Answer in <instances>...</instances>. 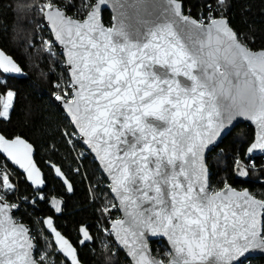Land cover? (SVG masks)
Masks as SVG:
<instances>
[{
  "label": "snow or ice",
  "instance_id": "1",
  "mask_svg": "<svg viewBox=\"0 0 264 264\" xmlns=\"http://www.w3.org/2000/svg\"><path fill=\"white\" fill-rule=\"evenodd\" d=\"M110 2H86L83 21L67 17L52 0L44 8L56 39L64 43L66 33L72 45L68 63L75 92L66 107L87 142L102 153L112 176V191L127 216L117 219L114 228L133 264H238L252 250L264 252V230L257 219L264 200L227 183L219 190L209 187L203 163L205 149L237 117L258 126L246 158L254 150L264 151V50L242 43L222 14L212 15L211 5L205 24L184 15L180 0H167L154 21L138 20L143 31L137 28L133 38L123 21L119 26L102 24L101 8ZM216 3L223 6L225 0ZM189 26L197 30L196 39ZM20 73L13 57L0 50V118H10L17 95L8 87L11 76L2 74ZM32 151L20 136L0 134V153L23 169L32 184L43 186ZM233 163L240 177L255 167L251 159ZM0 182L13 190L7 174L0 173ZM65 183L71 191L72 185ZM51 202L61 211L60 201L53 197ZM44 223L70 264H79L76 248L53 220ZM79 231V243L92 239L86 227ZM28 233L9 215L0 195V264H45V255L33 256ZM157 235L170 244L167 260L149 255L147 239Z\"/></svg>",
  "mask_w": 264,
  "mask_h": 264
},
{
  "label": "trees",
  "instance_id": "2",
  "mask_svg": "<svg viewBox=\"0 0 264 264\" xmlns=\"http://www.w3.org/2000/svg\"><path fill=\"white\" fill-rule=\"evenodd\" d=\"M181 1L185 13L197 20L203 19V22L208 21L207 6L211 5L212 15L227 17L242 43L253 50L264 49V0H225L223 6L218 5L216 0ZM48 2L0 0V50L12 56L22 69L20 74H2L11 76L8 87L17 95L10 118H0V134L7 138L21 136L28 140L35 149L34 158L45 179L42 189L45 198L37 201L31 211L22 213L19 221L30 226L35 257L39 259L40 255H45V264H62V260L64 264H69L56 251L51 236L44 228L43 219L46 216L53 218L55 227L76 247L82 264H130L114 242L112 234L106 232L110 229V222L119 217L106 176L91 157L82 161V168L75 169L78 164L64 136L65 131L74 128L54 98L55 93L62 91L55 83L63 81L67 84L70 78L63 55H50L43 48L44 37H52L48 28L41 26L44 18L40 8H44ZM52 2L63 7L69 15L83 19L88 11L85 3L92 0ZM111 19V13L104 10V23L109 25ZM253 139V128L239 124L207 154L211 188L219 190L227 183L239 189L248 188L252 194L264 200V167L248 170L246 179L237 177L234 171V160L244 158L246 148ZM3 160L0 154V161ZM53 165L72 185L71 191L67 190L65 181L56 173ZM9 166L17 176L20 192L31 195L34 190L23 174ZM53 197L61 202L59 212L55 211L51 202ZM105 208L108 211H104ZM34 219L38 220L39 229H35ZM81 227H86L92 236L83 244L79 243L82 239ZM151 247L156 257L168 259L166 253L170 250L164 240L151 241ZM241 264H264V257L249 258Z\"/></svg>",
  "mask_w": 264,
  "mask_h": 264
},
{
  "label": "water",
  "instance_id": "3",
  "mask_svg": "<svg viewBox=\"0 0 264 264\" xmlns=\"http://www.w3.org/2000/svg\"><path fill=\"white\" fill-rule=\"evenodd\" d=\"M180 2L182 3V1L180 0ZM167 3V0H111L110 4L107 6V7H102L101 8V12H100V19H101V22L102 24L105 26V27H111L113 24H116L117 26L120 25V22L123 21L127 30L129 31V33L133 36V38H135V34H136V29L137 28H140L141 31H143V26L138 24V20H156L160 14H161V11H162V7ZM55 4V3H54ZM123 4L124 7H120V5ZM60 9H62L65 13V15L67 17H70L72 18L73 20H80V21H83L85 19V17L83 19H78V18H75L71 15H69L67 13V11L59 6L58 4H56ZM130 5H135V6H130ZM182 6H183V3H182ZM104 10H108L110 13H111V16H112V19H111V25L110 26H107L104 21H103V11ZM182 11H183V8H182ZM47 12H48V9L45 8L44 11H43V18H44V22L46 23V26L48 28V30L50 31L53 39L56 41V44L61 48L62 50V55L64 57V60H65V66H66V69H67V72H68V75H69V78H70V81L72 83V65H69L68 63V51L69 49L72 47L71 44L68 43V36L66 33H64V43H60V41H58L56 39V29L53 28V25H52V22L49 21L47 19ZM123 13V15H122ZM183 14L184 15H188L190 16L192 19H196L195 17L185 13L183 11ZM113 17H115V20L113 19ZM220 17V16H219ZM219 17H216V18H219ZM225 19H227V17L223 16ZM197 20V19H196ZM199 21V20H198ZM228 21V19H227ZM179 23V22H178ZM205 24L208 23L207 22H204ZM228 24L229 26L231 27L229 21H228ZM179 27H184L183 24H179ZM192 28V31H193V39H196V36H197V30L193 27V26H189ZM232 28V27H231ZM233 29V28H232ZM234 30V29H233ZM73 38L75 39V36H73ZM200 38H203V37H200ZM253 50V49H252ZM260 50H264V49H258V50H253V51H260ZM220 55H224L223 52L220 53ZM221 63H223V61H221ZM74 92H75V89H72V95H74ZM68 99L66 98H63L61 100H57L59 105L61 106V108L64 110V113L66 114V116L68 117L72 127L80 134V142L81 144L90 149L91 150V153L94 157V160L97 162V164L99 165L101 171L103 172V174L106 176L108 182H109V185H110V190H111V193L116 201V204H117V208L119 210V214L120 216L118 218H115L113 219L111 222H110V232L112 234V237H113V240L114 242L120 247V249L124 252L125 256L129 259L130 261V264H133V259L131 256L128 255V248H126L121 242L120 240L117 238V235H116V230L114 228V222L117 220V219H120V220H127V216H126V212H125V209H124V206L121 205L120 203V198L116 195V193H114L112 191V187H113V181H112V176L109 174L108 170H107V167H106V163L103 159H101V154H98L97 152V149L94 148L91 144H89L87 142V137H85L81 132H80V129H79V126L77 125L76 121L72 118V113L68 111V108L66 107V101ZM239 124H247V125H250L253 130H254V137L258 131V126L251 120L247 119L246 117H237L235 118L232 122H231V125H230V130L226 133V134H222L221 137L217 138L215 140V142L209 146V148L205 149L204 153H203V163H204V166L206 168V172H207V180H208V185H209V172H208V165H207V161H206V157H207V154L216 146L219 145V143L222 141V139L224 137H226L230 131L235 128L237 125ZM21 137V136H20ZM7 138V137H6ZM13 138V137H12ZM22 139L26 140L24 137H21ZM11 139V138H9ZM28 143H30L28 140H26ZM31 144V143H30ZM251 144V143H250ZM249 144V145H250ZM32 145V144H31ZM248 145V146H249ZM247 146V148H248ZM33 147V145H32ZM246 148V149H247ZM34 147H33V151H32V159L34 161V163L36 164V167L40 169V167L37 165L36 161H35V158H34ZM246 153V151H245ZM2 155V157L16 170H18L20 173L23 174L26 182L32 187V189L34 191H37V190H42L45 186V184L43 186H36L34 184H32V182L30 180L27 179V173L19 168L18 165H16L12 160L11 158H8L7 157V154H4V153H0ZM261 155H264V151H260V150H254V152L251 154V156H261ZM250 156V157H251ZM244 157L246 158V156L244 155ZM249 157H247L248 159ZM52 166V164H49ZM41 173H42V176L44 178V173L42 172V170L40 169ZM62 179L63 181H65L66 179L64 178V176H62ZM45 180V179H44ZM67 186V185H66ZM232 186V185H231ZM210 187V185H209ZM233 187V186H232ZM235 188L236 190L238 191H241V190H247L251 195H253L256 199L258 200H262L258 197H256L254 194H252L250 192V190L248 188H243V189H239V188H236V187H233ZM5 203H7V205L9 206V215H11L13 217V219L15 221H17L14 217V214H13V210L11 209L9 203L7 201L4 200ZM50 216H46L44 219H43V225H44V228L46 230V232L52 237V240H53V243L58 251L59 254H61L67 261L68 263L70 264V258H67L65 255H63L60 251H59V246L56 244L55 242V234L52 233L51 229H49L47 227V225L44 223L45 220H47ZM52 220L53 218L50 217ZM258 228L262 229L263 230V221H264V210H261V214L258 216ZM19 223H22L24 224L28 229H29V237H31V242L32 244L34 245V241H33V238H32V234H31V229H30V226L25 223V222H20V221H17ZM53 226L55 227L54 225V221H53ZM56 228V227H55ZM57 231H59L57 228H56ZM60 232V231H59ZM61 233V232H60ZM62 236H64L62 233H61ZM123 235V233L121 234ZM65 237V236H64ZM67 239V237H65ZM153 240H164L168 247H169V250H170V244L169 242L167 241V238L162 236V235H157V236H149L148 239H147V244H148V249H149V255L150 257H153V258H156V259H159L158 257H156L154 254H153V251H152V247H151V241ZM70 242V241H69ZM71 243V242H70ZM129 243H131V237H129ZM72 244V243H71ZM73 245V244H72ZM73 247H75L73 245ZM76 248V247H75ZM77 251V249H76ZM33 256L35 257V254H34V247H33ZM258 256H261V257H264V252H261L259 250H252L248 253H246L239 261H238V264H241L244 260H247L249 258H254V257H258ZM77 257H78V252H77ZM36 258V257H35ZM78 260H79V257H78ZM79 264H82V262L79 260Z\"/></svg>",
  "mask_w": 264,
  "mask_h": 264
},
{
  "label": "built area",
  "instance_id": "4",
  "mask_svg": "<svg viewBox=\"0 0 264 264\" xmlns=\"http://www.w3.org/2000/svg\"><path fill=\"white\" fill-rule=\"evenodd\" d=\"M40 10H41V8H40ZM106 25L110 26L111 23L109 25L108 24H106ZM41 26L47 27L45 22ZM43 48L50 55H54L55 53L62 54L61 48L56 44V41L53 39V37H51V38L50 37H44ZM55 85L56 86L59 85V87L62 89V91H58L57 93H55L54 98L56 97V95H60L61 97L66 98V99H69V97L73 96L72 95V87H71L72 83H71V81H69V83H67V84H65L63 81H59V82H56ZM64 136H65L69 146L71 147L73 154H74V157L77 161L78 165L76 166L75 169L82 168V161L84 159H86L87 157H91L94 159V157L91 153V150L84 147L81 144L80 134L75 129L70 130V131H65ZM78 142L80 143V145H78ZM237 158H239L244 163H247L249 159L254 161L255 167H248L246 169L247 171L248 170H256L260 167H264V155H261L258 157L251 156L248 159L245 157L244 158L237 157ZM234 171H235V175L237 177H240V176H238L237 170L235 169V167H234ZM0 173L7 174L9 176V182L13 185V190L9 191L8 189H4L2 187V182H0V195L4 196V200L7 201L10 206L12 204L17 205L16 208H11V209L13 210L14 217H15V214L18 215V217L15 219L17 221H19L22 213H26L27 211L28 212L31 211L33 209V207L36 205L37 201H41L45 198L44 193L42 192V190H37V191H33V193L31 195L22 194L19 190V187H18L17 176L15 175V173L13 172V170L11 169V167L9 166V164L6 160L0 161ZM240 178L246 179L247 176L246 177H240ZM40 197H44V198L41 199ZM116 207H117V204H116ZM119 216H120V214H119ZM34 220L36 222L35 229H39L40 226H39L38 220L37 219H34ZM106 232L111 233L110 229H109V231H106ZM51 239H52V237H51ZM48 246H49L50 250L53 249L50 242L48 243ZM56 251H57V249H56ZM61 262H62V264H64V260H62Z\"/></svg>",
  "mask_w": 264,
  "mask_h": 264
},
{
  "label": "rangeland",
  "instance_id": "5",
  "mask_svg": "<svg viewBox=\"0 0 264 264\" xmlns=\"http://www.w3.org/2000/svg\"><path fill=\"white\" fill-rule=\"evenodd\" d=\"M58 200V199H57ZM58 201H60V200H58ZM60 206H61V204H60Z\"/></svg>",
  "mask_w": 264,
  "mask_h": 264
}]
</instances>
